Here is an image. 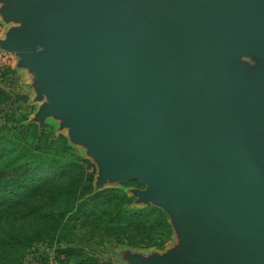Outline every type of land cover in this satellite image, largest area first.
<instances>
[{
    "label": "water",
    "instance_id": "1",
    "mask_svg": "<svg viewBox=\"0 0 264 264\" xmlns=\"http://www.w3.org/2000/svg\"><path fill=\"white\" fill-rule=\"evenodd\" d=\"M43 111L68 113L101 179H137L188 251L141 264H264V0H10ZM18 52V53H20Z\"/></svg>",
    "mask_w": 264,
    "mask_h": 264
},
{
    "label": "trees",
    "instance_id": "2",
    "mask_svg": "<svg viewBox=\"0 0 264 264\" xmlns=\"http://www.w3.org/2000/svg\"><path fill=\"white\" fill-rule=\"evenodd\" d=\"M15 98L0 87V104ZM22 109L7 110L0 126V264H26L34 245H54L61 262L77 259L81 248L61 245L77 235L164 244L170 225L159 208H123L128 198L122 190H94L91 163L61 134L44 138L24 122ZM45 257L41 253L39 260Z\"/></svg>",
    "mask_w": 264,
    "mask_h": 264
},
{
    "label": "rangeland",
    "instance_id": "3",
    "mask_svg": "<svg viewBox=\"0 0 264 264\" xmlns=\"http://www.w3.org/2000/svg\"><path fill=\"white\" fill-rule=\"evenodd\" d=\"M5 0H0V87L12 96H16L12 103L0 104V126L3 124V114L14 106L22 107L25 121L31 123L40 131L46 139H53L61 134L66 142L83 158L92 165V187L94 190L118 188L128 198L122 205L123 208L147 210L150 207L159 208L170 225V236L160 246L134 245L126 239L117 240L105 235L88 236L77 235L70 243L61 242V245H77L81 248L80 257L71 259L69 262H61L54 259V245H34L30 253L24 257L26 264H141L139 258L150 259L152 256H167L169 254L184 253L188 251V241L174 217V214L161 203L154 199H146L139 192L145 185L137 179H101L100 164L95 153L85 139L76 138L73 135L72 126L69 122V114L43 111L49 102V94L43 89L46 79L39 78L36 70L24 62L23 53L17 51L14 46V26L25 29L26 21L35 19L39 10L27 19H19L18 22L9 21L12 17L7 15L4 9ZM20 52V53H18ZM226 66H236L245 72H253L264 68V54L251 51H239L230 55L225 61ZM135 240V239H134ZM41 253H45V261L39 260ZM61 256V255H60ZM141 257V259H142ZM75 260V261H74ZM83 262V263H81Z\"/></svg>",
    "mask_w": 264,
    "mask_h": 264
},
{
    "label": "crops",
    "instance_id": "4",
    "mask_svg": "<svg viewBox=\"0 0 264 264\" xmlns=\"http://www.w3.org/2000/svg\"><path fill=\"white\" fill-rule=\"evenodd\" d=\"M6 2H5V4H4V9L6 10V12H8L9 10H10V0H5ZM2 11H1V9H0V13H1ZM2 15H4L5 13H1ZM22 19V18H21ZM9 21H12V22H20L19 21V19H17V18H14V17H12ZM17 27H18V25H16V26H14V27H12V28H14V29H17ZM156 256L157 257H162V256H159L158 254H156ZM142 257V256H141ZM141 257L139 258V260L140 261H142V262H144V261H147V260H149V259H147V258H144V257H142V259H141ZM152 257H154V256H152ZM151 257V258H152Z\"/></svg>",
    "mask_w": 264,
    "mask_h": 264
}]
</instances>
